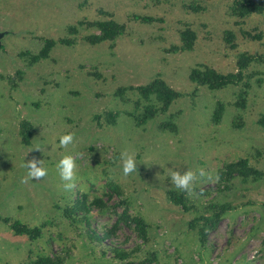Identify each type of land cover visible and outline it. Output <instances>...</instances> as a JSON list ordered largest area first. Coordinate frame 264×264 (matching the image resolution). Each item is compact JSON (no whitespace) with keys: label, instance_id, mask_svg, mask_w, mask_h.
<instances>
[{"label":"rangeland","instance_id":"rangeland-1","mask_svg":"<svg viewBox=\"0 0 264 264\" xmlns=\"http://www.w3.org/2000/svg\"><path fill=\"white\" fill-rule=\"evenodd\" d=\"M235 1L0 0V264H264V13L239 17ZM109 20L123 33L90 44L92 25ZM186 29L191 50L173 52ZM48 40L54 46L35 61ZM240 55L253 61L235 85L188 79L202 66L236 73ZM157 77L181 97L136 126L159 103L128 88ZM66 155L77 164L72 188L57 167ZM127 156L137 169L125 174ZM34 157L45 176L29 177ZM241 160L257 173L229 177L225 166ZM187 170L191 191L171 178ZM127 217L144 221L145 242ZM15 221L38 237L15 234Z\"/></svg>","mask_w":264,"mask_h":264},{"label":"trees","instance_id":"trees-1","mask_svg":"<svg viewBox=\"0 0 264 264\" xmlns=\"http://www.w3.org/2000/svg\"><path fill=\"white\" fill-rule=\"evenodd\" d=\"M235 14L239 17H245L251 13L261 14L264 13V1L259 0L257 2L251 1V0H243V1H235ZM192 10H197L194 6H191ZM136 20H141L145 23H149L151 21V18L149 17H134ZM96 29L99 30L98 35H91L90 37H87L86 40L90 44H97L103 41H110L111 43L115 42V39L120 36L123 31L124 27L115 21H103V22H97L92 25ZM74 31V29H72ZM180 40H181V46L174 47L173 52L176 51H184V50H191L194 41H195V34L190 29H186L181 32L180 34ZM61 43L65 45H69L70 41L68 39L61 41ZM55 42L48 40L46 41V46L41 50L40 54L35 57V61L45 58L48 52V49L52 46H54ZM112 46V45H111ZM253 61L252 57L240 55L236 64L238 67V71L236 73H229L226 75L220 74L214 69H211L206 66L202 67H196L192 69L188 75L189 81L192 83H195L198 86H205L210 90H217L221 89L223 87H226L228 85H235L239 83L243 79L242 70L246 68V66ZM128 89L136 90L137 93L144 98L145 100H148L150 97H153L154 100H156L159 103V106L153 107V106H147L145 109V112L140 116L135 118V124L136 126H140L142 124H145L148 120L154 118L157 112H165L169 105L174 101L175 99H178L181 97V94L171 89L163 80L160 78H154L151 82L147 83L144 86H137V87H129ZM125 88H119L117 90V94L121 95L123 94V91H125ZM238 106L241 108L244 107V103L242 101H239L237 103ZM220 111L221 108H218V110L215 111L214 114V120L217 122L220 119ZM261 124L264 125V119L261 120ZM165 128L168 127H174L171 124H163ZM24 125H21L22 131H21V137L22 142L25 144L28 143V133L26 132V129L24 128ZM225 172L230 177L232 174H236L239 176H248L250 174H256L257 171L247 168L245 161H238L235 163H231L225 166ZM108 188L112 193L119 194L118 187L113 184H108ZM172 202L177 205H182L183 199L180 197H177L176 194H172L170 196ZM224 210H221L220 213L214 214V220H210L208 218L202 217L203 220V226L212 227L214 223L219 219L221 216V213H223ZM124 216V215H123ZM1 220V217H0ZM7 219H3L5 222ZM125 223H131L133 226L134 231L136 232L138 238L146 241V224L144 221L140 218H132L129 219L128 217L124 219ZM213 224V225H212ZM12 230L15 234L18 235H28L29 238L35 239L39 235L38 229H29L25 225H22L19 221L13 222L11 225ZM95 233V231H93ZM201 241H203L204 238V231L203 229L200 231ZM106 237V236H104ZM121 257L128 256L125 253H120ZM35 264H55L49 257L40 258L35 262Z\"/></svg>","mask_w":264,"mask_h":264},{"label":"clouds","instance_id":"clouds-1","mask_svg":"<svg viewBox=\"0 0 264 264\" xmlns=\"http://www.w3.org/2000/svg\"><path fill=\"white\" fill-rule=\"evenodd\" d=\"M73 140V134L68 133L60 138V144L61 145H67L71 143ZM77 156L79 153L76 154ZM37 161L35 157L31 161L25 162V167L28 169L29 177L32 178H39L42 176H45L47 173V169L42 167V161H40V167L36 166ZM57 167L59 169L61 178L65 181H68L69 183H66L64 185L65 188H72L73 178L75 176V170L77 168L76 161L73 157V155H66L62 159L59 160ZM137 164L135 163V160L132 156H127L123 161V172L125 174H128L129 172L136 170ZM201 176L205 175V172L201 169L200 173ZM171 178L173 182L176 184L177 187L185 190L191 191V187L193 184V181L195 180V174L192 170L184 171L183 173L179 171H171ZM209 179H212L211 176L208 177Z\"/></svg>","mask_w":264,"mask_h":264}]
</instances>
